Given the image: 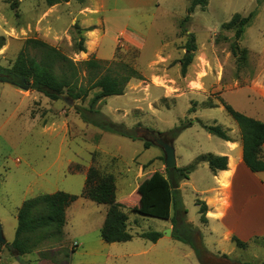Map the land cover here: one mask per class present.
Returning <instances> with one entry per match:
<instances>
[{"label":"rangeland","instance_id":"1","mask_svg":"<svg viewBox=\"0 0 264 264\" xmlns=\"http://www.w3.org/2000/svg\"><path fill=\"white\" fill-rule=\"evenodd\" d=\"M189 3L69 0L48 7L44 0H0V36L4 37L0 68L10 70L25 39L33 37L75 62L90 56L118 59L131 63L143 76L130 79L122 94L93 105L89 100L99 88L90 89L83 99L66 94L50 99L32 88L0 82V222L6 243L14 238L17 209L24 200L57 190L78 195L66 208L60 241L42 245L39 255L36 248L18 255L3 244L0 264H264L263 234L245 240L247 245L240 248L224 237L223 224L200 220L196 201L207 203L210 188L217 186L204 161L187 178L175 183L171 176L177 185L173 193L185 210L176 215V226L172 222L176 207L171 206L169 219L133 211L141 181L154 171L168 177L163 149L154 141L144 146V140L152 139L147 132L171 139L175 167L183 168L200 154H220L224 148L223 139L209 134L202 124L220 125L231 140L238 141L237 124L224 103L264 121V0H207L204 7L197 5L189 13L182 32L180 22L188 15ZM85 5L96 8V12L85 9V16L98 23L90 27L97 28L94 34L99 31L94 48L88 47L86 28L77 14ZM234 13H252L237 40L240 49H247L244 62L240 52L231 50L235 28L222 26ZM126 28L129 40L118 33ZM188 33L195 36L196 50L182 74L179 59ZM81 37L84 51L76 49ZM28 51L35 53L30 47ZM85 75V69L79 68L80 84H86ZM92 165L114 175L115 202L128 215L130 240H102L100 226L107 205L81 196ZM209 224L216 232H209ZM150 230L161 232L155 242L140 236ZM176 234L195 237L210 253L198 257Z\"/></svg>","mask_w":264,"mask_h":264},{"label":"trees","instance_id":"2","mask_svg":"<svg viewBox=\"0 0 264 264\" xmlns=\"http://www.w3.org/2000/svg\"><path fill=\"white\" fill-rule=\"evenodd\" d=\"M69 0H44L49 7L60 2ZM207 0H190L187 7L188 15L180 22L181 31H185L184 22L188 21L195 6L204 7ZM15 7V1L11 3ZM252 13L242 16L234 13L232 17L224 22L222 26L226 29L235 28V41L231 43L233 54H238L239 59L244 62L247 49L239 47L237 40L240 38L245 25L250 21ZM3 36H0V47L3 45ZM83 37L76 45L77 50L84 51ZM35 50L31 54L28 48ZM184 54L179 59L181 73L185 74L187 66L191 63L196 50L195 36L188 33L183 44ZM79 68L86 71V84L79 83ZM16 74L23 76L31 83V88L45 94L50 99L60 98L66 94L71 99L85 98L90 89L99 88L89 100L93 105L98 100L110 95H118L124 92L126 83L132 79H143L131 63L118 59L103 60L90 56L78 62L73 61L55 46L40 38L28 37L24 45L17 53L10 69ZM227 113L237 124L242 149V161L251 172L264 171V158L262 156V145L264 144V121L248 116L229 104L224 103ZM190 125V122L187 124ZM183 125L181 127H184ZM202 127L212 135L223 140L230 137L226 130L220 125L202 124ZM179 129L176 128L174 133ZM173 133V134H174ZM152 143L144 140V146ZM206 162L213 173L227 168V156L211 152L198 155L190 164L183 168H166L168 177L154 171L148 179L141 181L137 186L138 203L133 211L139 214L154 216L162 219L170 218L171 206L176 207L175 218H172L173 226H176V215L185 212L179 197L173 190L176 189V181L187 178L190 171L196 168L200 162ZM176 172V176L173 173ZM175 178V183L171 179ZM115 177L111 173L101 172L97 167L90 166L85 174V180L81 196L88 198L98 204H106L104 220L100 226V236L105 242H124L130 240L132 235L126 230L128 215L115 202ZM78 198L77 194L57 190L51 193H43L28 198L22 202L17 209V225L14 238L11 243H5L18 255L30 252L46 243L57 242L62 239L63 226L65 224V211L69 204ZM200 220L206 222L208 210L203 200L197 199ZM192 231V230H191ZM196 232H194L195 234ZM140 236L155 242L160 238L161 232L156 230L143 231ZM174 237L181 241H187L199 257L207 250L194 238H184L176 234ZM258 237V235H256ZM264 239V234L261 236ZM230 240L237 247H245V240L232 235ZM2 244L0 243V248Z\"/></svg>","mask_w":264,"mask_h":264},{"label":"crops","instance_id":"3","mask_svg":"<svg viewBox=\"0 0 264 264\" xmlns=\"http://www.w3.org/2000/svg\"><path fill=\"white\" fill-rule=\"evenodd\" d=\"M85 9L96 12V8L85 5L77 11V14H81V27L86 28L87 45L89 48H94L98 42L99 31L96 30L94 34L92 31L97 28L90 27L93 25L96 27L98 23L92 21L91 17L89 19L85 16L87 12ZM126 30L127 28L118 32L123 35V40L132 38ZM223 141L224 148L219 153L227 156V168L215 174L212 172L217 186L211 187L212 195L205 197L208 208L206 223L211 219L212 222L218 221L223 224L226 228L224 231L226 239L236 235L242 240H248L255 235L264 234V171L251 172L243 163L240 136L238 141H233L231 138ZM262 156L264 158V144L262 145ZM248 175L252 177V180L247 179ZM260 188L263 193L257 194L255 190ZM220 198L225 199L224 203L220 202ZM207 229L210 233L216 232L213 225L209 224ZM41 251H44L43 254L47 252L44 248ZM37 252H40V247L36 248ZM209 253L210 251L207 250L206 254ZM40 258L44 259L43 256Z\"/></svg>","mask_w":264,"mask_h":264},{"label":"water","instance_id":"4","mask_svg":"<svg viewBox=\"0 0 264 264\" xmlns=\"http://www.w3.org/2000/svg\"><path fill=\"white\" fill-rule=\"evenodd\" d=\"M0 82L12 84L23 90L31 89V83L29 81H26V79L23 76L4 68H0ZM147 134L152 138L151 140H149L150 142L154 141L157 145H159L163 149L165 167L166 168L175 167L176 159L174 154V148L172 146V140L168 139L166 136H163L160 133H155L153 131H149L147 132ZM0 243L2 245L6 243L2 232L1 222H0Z\"/></svg>","mask_w":264,"mask_h":264},{"label":"bare ground","instance_id":"5","mask_svg":"<svg viewBox=\"0 0 264 264\" xmlns=\"http://www.w3.org/2000/svg\"><path fill=\"white\" fill-rule=\"evenodd\" d=\"M225 174V173H224ZM226 175V174H225ZM223 177V176H222Z\"/></svg>","mask_w":264,"mask_h":264}]
</instances>
